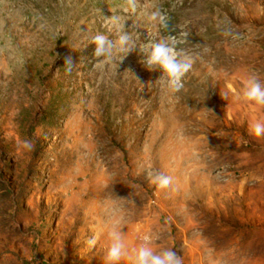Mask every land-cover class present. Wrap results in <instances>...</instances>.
Masks as SVG:
<instances>
[{
	"label": "rangeland",
	"instance_id": "1",
	"mask_svg": "<svg viewBox=\"0 0 264 264\" xmlns=\"http://www.w3.org/2000/svg\"><path fill=\"white\" fill-rule=\"evenodd\" d=\"M140 5L0 0V264H104L111 231L129 255L149 236L184 264H264V137L248 131L264 106L238 98L250 74L264 83V0ZM157 8L167 28L148 20ZM101 14L131 52L93 54L92 36L116 39ZM168 36L194 60L175 93L143 62Z\"/></svg>",
	"mask_w": 264,
	"mask_h": 264
},
{
	"label": "clouds",
	"instance_id": "2",
	"mask_svg": "<svg viewBox=\"0 0 264 264\" xmlns=\"http://www.w3.org/2000/svg\"><path fill=\"white\" fill-rule=\"evenodd\" d=\"M128 8L125 11L136 13L138 8L142 11L147 8V5H140V0H126ZM104 26L109 32L116 29V39L112 40L103 33H98L91 37V42L95 45L94 55L96 57H111L114 50L127 51L128 53L135 47L131 36L128 32L124 31V25L120 23V17L117 15L103 16L101 14ZM148 20L154 25L158 23L163 28H167V17L161 12L160 9H155L147 16ZM224 36H232L233 39L237 38L235 34L228 28L222 31ZM182 36L187 37V33ZM177 38L168 36L163 39H153L151 42L142 48L145 54L143 61L149 69L158 65L167 77V88L171 92H179L183 87L182 78L192 69L194 60L193 58L177 50ZM207 51V49H205ZM75 66L71 56L64 58V67L68 73H71ZM161 80L164 77L160 78ZM242 88L238 98L243 99L245 102L264 106V83L260 81L257 75L250 74L247 79L243 80ZM142 86V83H140ZM222 98L225 99L221 93ZM248 131L250 135L255 137H264V119H254L249 121ZM26 147L30 145L25 142ZM149 180L160 189H165L171 186L172 177L163 173L157 172L153 175L151 172L148 174ZM110 244L107 247L106 253L103 257L104 264H120L122 260H129L131 264H184L183 257L174 249L164 248L160 251H155L151 247L150 237H141V243L138 247L133 248L132 255H129V249L125 241V236L121 232L111 231L109 233ZM89 246H95L96 239L90 238L87 241Z\"/></svg>",
	"mask_w": 264,
	"mask_h": 264
}]
</instances>
